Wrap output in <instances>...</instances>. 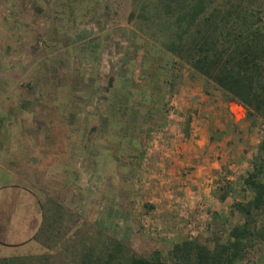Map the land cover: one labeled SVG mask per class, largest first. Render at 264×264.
<instances>
[{"label":"rangeland","instance_id":"obj_1","mask_svg":"<svg viewBox=\"0 0 264 264\" xmlns=\"http://www.w3.org/2000/svg\"><path fill=\"white\" fill-rule=\"evenodd\" d=\"M132 8L133 0H0V118L10 108L29 140L60 142L57 152L67 161L59 167L69 172L79 147L92 144V154L83 153L96 160L97 174L39 175L45 208L54 199L76 217L75 227L93 223L138 255L166 257L175 241L208 238L213 211L224 214L226 227L242 221L230 203L250 195L243 177L264 123L243 105L242 119L236 117L219 90L187 67L164 93L163 75L141 67L140 41L128 22ZM131 36L136 46L129 51ZM194 142L208 147V165L181 161L183 149L174 145ZM133 143L139 149L125 153ZM199 169L213 179H195ZM225 186L230 195L220 202L214 192Z\"/></svg>","mask_w":264,"mask_h":264},{"label":"trees","instance_id":"obj_2","mask_svg":"<svg viewBox=\"0 0 264 264\" xmlns=\"http://www.w3.org/2000/svg\"><path fill=\"white\" fill-rule=\"evenodd\" d=\"M128 22L140 41L141 67L163 75L164 93L177 87L187 67L264 123V0H133ZM127 44L131 51L135 37ZM227 188L214 192L220 202L229 196ZM243 191L250 194L245 201L230 203L241 222L226 227L224 214L213 211L208 238L175 241L166 257L158 251L138 255L93 223L75 227L73 213L49 199L35 236L47 251L1 258L0 264H264V137L243 177Z\"/></svg>","mask_w":264,"mask_h":264},{"label":"crops","instance_id":"obj_3","mask_svg":"<svg viewBox=\"0 0 264 264\" xmlns=\"http://www.w3.org/2000/svg\"><path fill=\"white\" fill-rule=\"evenodd\" d=\"M15 111L19 112V109L16 108ZM6 112L4 118H0V257L2 258L17 256L23 254L24 250L42 247L41 242H38L35 236L43 222L44 204L48 197L45 198L43 194L45 191L42 190L41 181L43 179L40 178L44 175L43 173L59 175L69 172L68 168L59 167L67 161L66 158L60 156V152H57L60 151L58 147L60 142L29 140L27 125L23 126L21 119H12V109L9 108ZM235 119L239 121L236 117ZM196 143L185 146L174 145V147L176 151L183 149L181 153L184 156L181 157V161L197 159L198 162L199 158H202L199 162L208 165L209 157L204 156V150L205 152L209 150L208 147L205 144ZM79 148H81V156L74 155L76 163L74 162V167L70 172H83L90 176L97 174L96 169L92 168L95 159L91 157L89 162L86 153H83V150L88 149V152L92 154V144L84 143ZM124 148L125 153L127 150L139 149L138 146L135 147V144ZM71 156L67 159L70 160ZM45 161L48 164L47 170L43 166ZM94 163L96 164V160ZM192 175L202 182H209L213 179L209 170L199 169L196 174ZM207 176L210 178L206 179ZM48 194L54 196L52 192Z\"/></svg>","mask_w":264,"mask_h":264},{"label":"built area","instance_id":"obj_4","mask_svg":"<svg viewBox=\"0 0 264 264\" xmlns=\"http://www.w3.org/2000/svg\"><path fill=\"white\" fill-rule=\"evenodd\" d=\"M235 104L236 107H232V105ZM230 108L232 110V112L234 113V115L236 117H238V115H240L239 117L241 118L242 116V113H241V109L243 110V106L242 104H240L239 102H236V101H232L230 103Z\"/></svg>","mask_w":264,"mask_h":264}]
</instances>
